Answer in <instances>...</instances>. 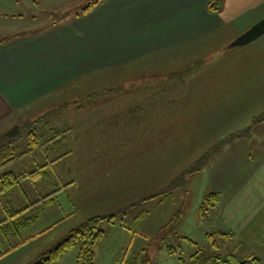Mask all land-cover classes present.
Wrapping results in <instances>:
<instances>
[{
  "label": "rangeland",
  "instance_id": "1",
  "mask_svg": "<svg viewBox=\"0 0 264 264\" xmlns=\"http://www.w3.org/2000/svg\"><path fill=\"white\" fill-rule=\"evenodd\" d=\"M3 1L0 39L43 27L23 26L35 19L39 25L69 20L89 3L12 0L4 7ZM248 19L237 18L235 30L205 31L179 48L96 64L21 108L24 118L6 111L0 95V142L5 128L18 123L21 130L7 137L20 150L31 149L0 171L22 178L10 191L0 186V222L24 208L36 220L19 233L0 230V264L33 263L96 216L104 217L103 236L93 246L96 264H184L194 253L228 255L203 206L213 185H223L220 176L243 165L244 158L235 163L227 154L234 138L257 142L264 136L257 127L264 117V36L221 48L253 25ZM106 49L115 59L116 47ZM46 119L56 126L41 123ZM31 129L53 133L37 139L26 136ZM51 193L55 204H40L41 195ZM82 243L77 240L54 264H78Z\"/></svg>",
  "mask_w": 264,
  "mask_h": 264
},
{
  "label": "crops",
  "instance_id": "2",
  "mask_svg": "<svg viewBox=\"0 0 264 264\" xmlns=\"http://www.w3.org/2000/svg\"><path fill=\"white\" fill-rule=\"evenodd\" d=\"M11 2L4 0V7ZM79 14L52 24L39 25L33 22L41 19H35L23 26L43 27L0 39V95L4 97L6 111L24 118L21 108L33 107L36 101L67 84V80L95 69L96 64L124 63L168 46L179 48L205 31L235 30L241 26L237 22L241 16L251 18L248 20L255 24L264 17V0H102L90 11ZM107 46L116 47L115 59L107 58ZM80 121L84 126V121ZM41 123L56 126L50 119ZM16 124L5 128L6 136L9 126ZM258 124L255 126L264 131V121ZM52 131L38 133L44 137ZM231 143L233 150L227 154L233 153L235 163L240 158L244 161L226 177L220 176L222 186L213 185V190L221 193L210 213L213 232H219L227 254L240 259L252 255L256 264H264V136L257 142L236 136ZM56 222L55 218L53 223Z\"/></svg>",
  "mask_w": 264,
  "mask_h": 264
},
{
  "label": "trees",
  "instance_id": "3",
  "mask_svg": "<svg viewBox=\"0 0 264 264\" xmlns=\"http://www.w3.org/2000/svg\"><path fill=\"white\" fill-rule=\"evenodd\" d=\"M101 1L102 0H88L89 3L86 6L82 7V12L79 15L86 13L92 8L96 7V5L99 4ZM212 8H214V6ZM221 48L229 49L228 46H223ZM194 68H195V64H194ZM260 121H264V117ZM30 133L32 134L33 137H37V139H40L42 137L41 133L40 134L37 133L35 129L34 130L32 129ZM4 137H5L4 139L6 140L0 142V171L6 165L11 163L13 160L19 158L21 155H25L26 153L29 152V150H31V149H29L28 151L24 149L20 150V147L18 148L13 144L12 139L8 138L5 135ZM38 142H39L38 140H32L31 144L34 143L36 144ZM19 150L21 152H19ZM42 168L43 167H40L39 169ZM199 169L200 168L198 167V170ZM21 182H22V178H20L18 175H16L13 172L7 171L5 172V174H2L0 176L1 191H10L12 189H15L19 187ZM52 193L45 196L42 195L38 201L43 205H47V204L50 205L52 203L55 204L56 196L54 195L52 197ZM220 195L221 193L219 191L214 190L213 192L205 196L206 198L212 197L208 199V207H206L205 205L203 206L204 210L208 212V214L211 213L212 209L219 202ZM25 209L27 208L21 210H14L13 215H16V218L11 220L6 219L0 222V230H3L5 232L14 230L17 233H19L21 231H24L26 228H28L29 225L36 220L33 217L32 218L26 217L25 213L27 211H25ZM102 219H104V217L101 216H96L88 219L79 227L70 231L68 236L58 246L44 253L42 256H40L31 264H54L57 260L60 259L62 254H64L65 252L76 246L77 240H81L83 242L77 255L78 264H96L95 252L93 250V246L103 236V231L99 228V224ZM2 224L4 225L2 226ZM215 233L219 235V232H215ZM222 234L227 235L226 233H222ZM185 238H187L190 242L195 243L194 240H192L191 238L187 236ZM11 249H14V247ZM176 251L177 250L175 247L169 248L170 253H174ZM256 261L257 259L252 255L248 256L245 259H240L234 254H228L224 256L223 254L218 253V254L210 255L208 257L207 256L202 257L201 255L194 253L191 255V260L183 261V262L184 264H256Z\"/></svg>",
  "mask_w": 264,
  "mask_h": 264
},
{
  "label": "water",
  "instance_id": "4",
  "mask_svg": "<svg viewBox=\"0 0 264 264\" xmlns=\"http://www.w3.org/2000/svg\"><path fill=\"white\" fill-rule=\"evenodd\" d=\"M264 36V17L253 24L249 29L240 34L235 38L230 44L229 48H236L239 46H244L254 42L255 40ZM18 129L16 132L15 130ZM19 126H15L12 130L7 133V136H14L19 132Z\"/></svg>",
  "mask_w": 264,
  "mask_h": 264
}]
</instances>
